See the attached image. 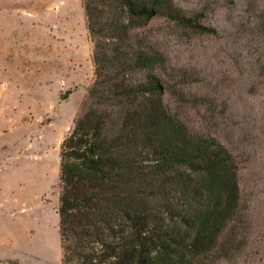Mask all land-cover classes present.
<instances>
[{
    "label": "trees",
    "instance_id": "1",
    "mask_svg": "<svg viewBox=\"0 0 264 264\" xmlns=\"http://www.w3.org/2000/svg\"><path fill=\"white\" fill-rule=\"evenodd\" d=\"M84 8L95 81L61 145L62 264H253L237 157L165 102L181 81L152 23L216 33L203 23L206 9L187 13L176 0Z\"/></svg>",
    "mask_w": 264,
    "mask_h": 264
},
{
    "label": "rangeland",
    "instance_id": "2",
    "mask_svg": "<svg viewBox=\"0 0 264 264\" xmlns=\"http://www.w3.org/2000/svg\"><path fill=\"white\" fill-rule=\"evenodd\" d=\"M176 3L187 13L206 9L203 23L216 33L152 23L187 93L175 87L166 105L237 157L253 264H264V0ZM0 42L9 49L0 55V264H62L61 145L95 81L84 0H0Z\"/></svg>",
    "mask_w": 264,
    "mask_h": 264
},
{
    "label": "crops",
    "instance_id": "3",
    "mask_svg": "<svg viewBox=\"0 0 264 264\" xmlns=\"http://www.w3.org/2000/svg\"><path fill=\"white\" fill-rule=\"evenodd\" d=\"M5 39L7 40V37L2 38V40H5ZM0 55L9 56V49L7 47L0 48Z\"/></svg>",
    "mask_w": 264,
    "mask_h": 264
}]
</instances>
